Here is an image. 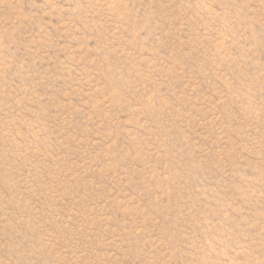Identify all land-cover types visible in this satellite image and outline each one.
<instances>
[{
  "label": "rangeland",
  "instance_id": "rangeland-1",
  "mask_svg": "<svg viewBox=\"0 0 264 264\" xmlns=\"http://www.w3.org/2000/svg\"><path fill=\"white\" fill-rule=\"evenodd\" d=\"M0 264H264V0H0Z\"/></svg>",
  "mask_w": 264,
  "mask_h": 264
}]
</instances>
